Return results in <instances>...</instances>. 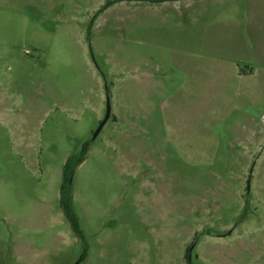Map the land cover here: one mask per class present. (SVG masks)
I'll list each match as a JSON object with an SVG mask.
<instances>
[{
	"label": "rangeland",
	"instance_id": "rangeland-1",
	"mask_svg": "<svg viewBox=\"0 0 264 264\" xmlns=\"http://www.w3.org/2000/svg\"><path fill=\"white\" fill-rule=\"evenodd\" d=\"M249 5L0 0V264H264L263 61L220 39Z\"/></svg>",
	"mask_w": 264,
	"mask_h": 264
},
{
	"label": "crops",
	"instance_id": "crops-1",
	"mask_svg": "<svg viewBox=\"0 0 264 264\" xmlns=\"http://www.w3.org/2000/svg\"><path fill=\"white\" fill-rule=\"evenodd\" d=\"M249 1L250 5L243 11L242 18L236 16L235 26L231 24L227 32L222 31L220 35L221 44L226 45V51L230 53L243 52L251 56L258 57L257 59L263 61L261 63V70L257 75L256 69H247L249 71L239 72L238 79H251L252 77L262 78L264 76V0H245ZM222 46V49H223ZM256 62L258 63V61ZM249 64L252 62H241ZM254 63V62H253ZM259 66V65H258ZM256 68V67H255Z\"/></svg>",
	"mask_w": 264,
	"mask_h": 264
},
{
	"label": "trees",
	"instance_id": "trees-1",
	"mask_svg": "<svg viewBox=\"0 0 264 264\" xmlns=\"http://www.w3.org/2000/svg\"><path fill=\"white\" fill-rule=\"evenodd\" d=\"M122 1V0H120ZM143 1H149L151 3H163L167 0H143ZM107 6L102 8V10L99 11L101 13L104 9H106ZM98 15H95L93 20ZM89 143H84L83 148L78 154H72L70 157L66 160L64 169H63V182L60 188V205L61 210L63 211L64 215L66 216L68 223L70 224L71 228L75 231L76 235L80 236V231L78 229L77 221L75 214L73 213L72 209V194L71 189L69 187V179L72 176L75 168L82 163L84 160V157L88 151ZM82 261V259L80 260Z\"/></svg>",
	"mask_w": 264,
	"mask_h": 264
},
{
	"label": "water",
	"instance_id": "water-1",
	"mask_svg": "<svg viewBox=\"0 0 264 264\" xmlns=\"http://www.w3.org/2000/svg\"><path fill=\"white\" fill-rule=\"evenodd\" d=\"M110 115H111V109H110V106H109V98L107 97L106 98V110H105V116H104V119L102 120V122L100 123V125L98 126L92 140H94L97 135L100 133V131L102 130V128L105 126V124L107 123V121L109 120L110 118ZM189 261H190V256H189Z\"/></svg>",
	"mask_w": 264,
	"mask_h": 264
}]
</instances>
